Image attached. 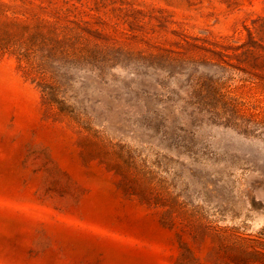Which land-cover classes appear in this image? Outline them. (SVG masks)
Wrapping results in <instances>:
<instances>
[{
    "label": "rangeland",
    "instance_id": "374dc122",
    "mask_svg": "<svg viewBox=\"0 0 264 264\" xmlns=\"http://www.w3.org/2000/svg\"><path fill=\"white\" fill-rule=\"evenodd\" d=\"M0 264H264V0H0Z\"/></svg>",
    "mask_w": 264,
    "mask_h": 264
},
{
    "label": "trees",
    "instance_id": "16d2710c",
    "mask_svg": "<svg viewBox=\"0 0 264 264\" xmlns=\"http://www.w3.org/2000/svg\"><path fill=\"white\" fill-rule=\"evenodd\" d=\"M43 93L45 94V99L47 102L50 100V93L48 92V87L46 85H43Z\"/></svg>",
    "mask_w": 264,
    "mask_h": 264
}]
</instances>
